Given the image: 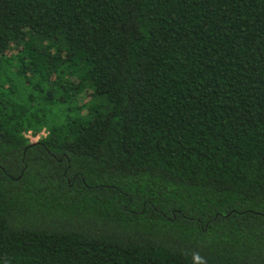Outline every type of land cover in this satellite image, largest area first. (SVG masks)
<instances>
[{
    "label": "trees",
    "instance_id": "16d2710c",
    "mask_svg": "<svg viewBox=\"0 0 264 264\" xmlns=\"http://www.w3.org/2000/svg\"><path fill=\"white\" fill-rule=\"evenodd\" d=\"M0 264H264V0H0Z\"/></svg>",
    "mask_w": 264,
    "mask_h": 264
},
{
    "label": "built area",
    "instance_id": "2783aa9c",
    "mask_svg": "<svg viewBox=\"0 0 264 264\" xmlns=\"http://www.w3.org/2000/svg\"><path fill=\"white\" fill-rule=\"evenodd\" d=\"M47 131L44 129L41 133L34 135L32 131H29L28 134L26 135L28 138H30L31 141H38L41 137L46 136Z\"/></svg>",
    "mask_w": 264,
    "mask_h": 264
}]
</instances>
